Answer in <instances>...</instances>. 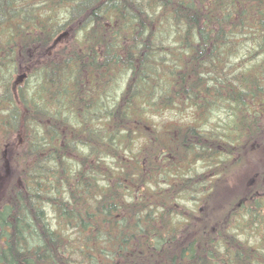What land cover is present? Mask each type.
<instances>
[{
  "label": "trees",
  "instance_id": "1",
  "mask_svg": "<svg viewBox=\"0 0 264 264\" xmlns=\"http://www.w3.org/2000/svg\"><path fill=\"white\" fill-rule=\"evenodd\" d=\"M16 135L0 264H264V0H0Z\"/></svg>",
  "mask_w": 264,
  "mask_h": 264
},
{
  "label": "rangeland",
  "instance_id": "2",
  "mask_svg": "<svg viewBox=\"0 0 264 264\" xmlns=\"http://www.w3.org/2000/svg\"><path fill=\"white\" fill-rule=\"evenodd\" d=\"M71 36L63 38L59 44H57L56 48L63 46L64 44H69L71 42ZM56 48L51 49L52 53ZM19 75H16L14 80L15 82L21 83L23 78L20 80ZM188 115V112H187ZM153 116V117H152ZM186 116V115H185ZM152 121L160 123H166L169 121H181L184 118V114H176L173 109H165L162 108L158 112H153L151 114ZM187 120L189 118L187 117ZM184 121V120H182ZM185 122V121H184ZM5 147V156L4 162L0 165V204L6 201V187H9L8 184L10 183V177L14 173V169L12 164L9 162V157L13 156L14 151L17 150V147L20 145L21 142V135H16L15 138L10 141ZM15 143V144H13ZM13 144V145H12ZM258 151H254L252 155H248L245 161L240 165V168L237 169L233 175L227 181L228 189L224 190L223 187L218 192L219 200H224V194L228 192H232L233 194H240L243 192L247 186L249 188H254L256 185L261 184L263 182H256L258 177V171L264 170V144L259 146ZM255 181V182H254ZM200 223V221H199Z\"/></svg>",
  "mask_w": 264,
  "mask_h": 264
},
{
  "label": "flooded vegetation",
  "instance_id": "3",
  "mask_svg": "<svg viewBox=\"0 0 264 264\" xmlns=\"http://www.w3.org/2000/svg\"><path fill=\"white\" fill-rule=\"evenodd\" d=\"M256 197H258V196H254V198H256ZM253 224L256 226V227H258L259 228V230H261V229H263L264 228V221H254L253 222ZM186 240V243H187V239H185ZM187 253V252H186ZM186 256V259H187V255H185ZM186 264H187V261H186Z\"/></svg>",
  "mask_w": 264,
  "mask_h": 264
},
{
  "label": "water",
  "instance_id": "4",
  "mask_svg": "<svg viewBox=\"0 0 264 264\" xmlns=\"http://www.w3.org/2000/svg\"><path fill=\"white\" fill-rule=\"evenodd\" d=\"M24 77H25V74H22L21 76H19V79L21 80Z\"/></svg>",
  "mask_w": 264,
  "mask_h": 264
},
{
  "label": "bare ground",
  "instance_id": "5",
  "mask_svg": "<svg viewBox=\"0 0 264 264\" xmlns=\"http://www.w3.org/2000/svg\"><path fill=\"white\" fill-rule=\"evenodd\" d=\"M63 10V9H62Z\"/></svg>",
  "mask_w": 264,
  "mask_h": 264
}]
</instances>
